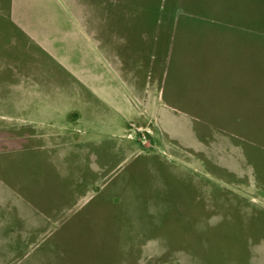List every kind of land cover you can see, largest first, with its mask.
Wrapping results in <instances>:
<instances>
[{
    "label": "rangeland",
    "instance_id": "rangeland-1",
    "mask_svg": "<svg viewBox=\"0 0 264 264\" xmlns=\"http://www.w3.org/2000/svg\"><path fill=\"white\" fill-rule=\"evenodd\" d=\"M161 5L0 0V264H264V0Z\"/></svg>",
    "mask_w": 264,
    "mask_h": 264
},
{
    "label": "crops",
    "instance_id": "crops-1",
    "mask_svg": "<svg viewBox=\"0 0 264 264\" xmlns=\"http://www.w3.org/2000/svg\"><path fill=\"white\" fill-rule=\"evenodd\" d=\"M12 11H13V10H11V12H10V14H9L10 21L14 20V17H15V14H13ZM14 13H16V11H15ZM17 28L23 30L24 32L26 31V30H24V28H23L22 26L20 27V26L18 25ZM229 28L234 29V30H229V31H231V32H233V33L242 34V35L245 34L244 36H240V37H241L240 39H243V43H244V45H247L248 48H251L250 43H252V40H251V37H250V36H247V34H248L249 32H248V33H244V32L241 31V30H237V31H239V32L235 31V29H237L238 27H229ZM239 28H240V27H239ZM9 29H10V28H9L8 26H4V25H1V24H0V31H1L2 33H3V32L5 33V32L8 31ZM251 31L255 33V30H251ZM25 33H26V32H25ZM1 35H2V34H1ZM248 35H249V34H248ZM1 37H3V36H1ZM1 37H0V38H1ZM2 39H3V38H2ZM2 39H0V40H2ZM254 44H256V42H255ZM252 45H253V43H252ZM254 46H256V45H254ZM251 51H252V50H251ZM250 54H252V56L247 55V61H243L242 63H244V64H246V65H249V66H251V65H256L255 58L257 59L258 57H256V55L253 56V53H252V52H250ZM177 55H178V54H177ZM175 61H176V62L179 61L177 64H180V63H181V68H182V58L178 57V58L176 59V57H174V52H173V53L171 52L170 61H169V63H168V71L166 72V74H165V76H164V79H163V85H162V91H161V94H164V92H165L164 82H165L166 78L168 77V75H169V73H170L171 66H172L173 62H175ZM180 71L183 72L182 69H179V70H177V74L180 73Z\"/></svg>",
    "mask_w": 264,
    "mask_h": 264
},
{
    "label": "trees",
    "instance_id": "trees-1",
    "mask_svg": "<svg viewBox=\"0 0 264 264\" xmlns=\"http://www.w3.org/2000/svg\"><path fill=\"white\" fill-rule=\"evenodd\" d=\"M161 2L162 0H157V8H156V11H158L159 9H161ZM168 3V2H167ZM165 7V6H164ZM158 9V10H157Z\"/></svg>",
    "mask_w": 264,
    "mask_h": 264
}]
</instances>
